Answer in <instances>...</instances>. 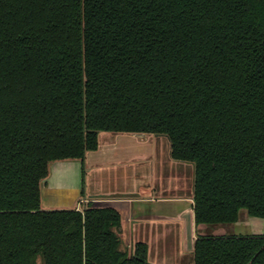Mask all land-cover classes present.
<instances>
[{
    "label": "trees",
    "instance_id": "obj_1",
    "mask_svg": "<svg viewBox=\"0 0 264 264\" xmlns=\"http://www.w3.org/2000/svg\"><path fill=\"white\" fill-rule=\"evenodd\" d=\"M105 132L192 164L196 231L264 222V0H0V264H150L111 207L41 210L51 165ZM192 256L264 264V235L196 234Z\"/></svg>",
    "mask_w": 264,
    "mask_h": 264
},
{
    "label": "crops",
    "instance_id": "obj_2",
    "mask_svg": "<svg viewBox=\"0 0 264 264\" xmlns=\"http://www.w3.org/2000/svg\"><path fill=\"white\" fill-rule=\"evenodd\" d=\"M103 137L98 142L97 150L87 154L83 163L74 161L51 165L50 175L43 185L47 195L79 194L74 208L78 210L91 205L109 204L114 207L129 227V243L133 245L141 242L148 246L150 264H166L172 259L176 262L173 264H193V244L196 234L202 230L196 231L194 225L193 166L172 161L170 150L165 146V151H159L156 147L158 137L154 135ZM131 164L134 166L126 167ZM174 173L187 174V186L191 190L189 194L170 195L168 192L175 186L159 183V178L168 180L167 177L170 178ZM180 189L184 190V187L180 186ZM172 222L178 226L177 234L180 232V252L176 251L173 257L163 250V245L167 244L163 240L173 228L168 224ZM156 224V227L152 226ZM235 227L244 228L249 234H235L227 228L224 232L220 230L219 235H264V222L257 219L245 217L235 223ZM201 232L203 235L200 236L204 237L209 230L203 228ZM156 243H161L160 249L153 251Z\"/></svg>",
    "mask_w": 264,
    "mask_h": 264
},
{
    "label": "rangeland",
    "instance_id": "obj_3",
    "mask_svg": "<svg viewBox=\"0 0 264 264\" xmlns=\"http://www.w3.org/2000/svg\"><path fill=\"white\" fill-rule=\"evenodd\" d=\"M105 135H110V136H117V137H121V136H137V135H140L141 134H137V135H115L113 133H110V132H105V133H101L100 134V138L98 139V142L99 140H103ZM145 136V135H143ZM148 137H151V136H148ZM158 137V146H156L157 148H159V151H165V147L168 148V151L170 150V146H169V143L167 141V139L165 137H162V136H157ZM165 146V147H164ZM92 153V152H90ZM89 153V155H90ZM173 161V160H172ZM78 162V161H77ZM55 164V163H54ZM180 164V163H179ZM187 165L189 166H192V164H189V163H186ZM184 164V165H186ZM136 165V163H135ZM134 165L131 164V165H127L126 167H133ZM127 169V168H126ZM120 173V172H119ZM167 179H164V178H159L160 179V184L161 185H173L175 186L174 189L170 190L168 192V194H173L174 196L176 195H181V196H185L186 194H189V192L191 190H189L187 184H188V178H187V174L185 173H174V174H171L170 178L167 177ZM180 186H183L184 187V190L180 189ZM176 188H178V190H175ZM47 191L42 188L41 190V210H45L44 208H57V209H52V210H73L75 207H76V200L79 198V194H75L77 195V197H75V195H72V194H67L66 196H58V195H50L48 196ZM188 192V193H187ZM185 193V194H184ZM54 201V202H53ZM56 204V205H55ZM240 220H243L245 217H247L246 215V212L245 211H241L240 212ZM256 220V219H255ZM128 225H130V223H128ZM169 226H172V232L169 236H166V238L163 240L164 242H166L167 244L166 245H163V250H166L170 256L172 255H175L176 254V251H179L180 252V244L178 243L179 241V234L180 232L177 234V230H178V226L176 224V222H172L171 224H168ZM154 227L157 226L156 225H152ZM121 233L117 232L118 235H119V239H120V243H121V249L122 251L126 252L127 254L130 253V250H131V247L132 245L129 243V238H128V233H129V227L127 226V223H125L124 221H122L121 223ZM131 227H132V224H131ZM208 229L209 232L207 233L208 235H211V236H219V233H220V230L223 229V232L224 230H226L227 228H230L235 234H246L248 235L249 233H247V230L244 229V228H238V227H235V225L233 226H228L227 228L225 226H219V227H213V226H203L202 228H199V229ZM170 229V228H169ZM202 230H199L198 231V234L199 235H203L201 234ZM128 238V239H127ZM181 238V237H180ZM158 243H156L153 247V251H156V249H160V246H161V243H159L160 245H157ZM37 264H41L42 261H40V258H37ZM175 259H172V262H166V264H173V263H176L174 262Z\"/></svg>",
    "mask_w": 264,
    "mask_h": 264
},
{
    "label": "water",
    "instance_id": "obj_4",
    "mask_svg": "<svg viewBox=\"0 0 264 264\" xmlns=\"http://www.w3.org/2000/svg\"><path fill=\"white\" fill-rule=\"evenodd\" d=\"M107 206L114 209V207L110 206L109 204H107V205H100V207H107Z\"/></svg>",
    "mask_w": 264,
    "mask_h": 264
}]
</instances>
